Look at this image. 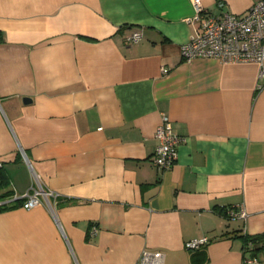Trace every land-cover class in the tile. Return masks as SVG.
Returning a JSON list of instances; mask_svg holds the SVG:
<instances>
[{
  "label": "crops",
  "instance_id": "0c3cea01",
  "mask_svg": "<svg viewBox=\"0 0 264 264\" xmlns=\"http://www.w3.org/2000/svg\"><path fill=\"white\" fill-rule=\"evenodd\" d=\"M193 16L192 0H0L1 170L11 192L56 196L0 209V264H264L239 238L264 234V64L185 62ZM162 114L180 142L160 171ZM238 206L245 220L219 213Z\"/></svg>",
  "mask_w": 264,
  "mask_h": 264
},
{
  "label": "built area",
  "instance_id": "2783aa9c",
  "mask_svg": "<svg viewBox=\"0 0 264 264\" xmlns=\"http://www.w3.org/2000/svg\"><path fill=\"white\" fill-rule=\"evenodd\" d=\"M217 7L222 9L224 0H215ZM194 16L191 21L198 24L194 35L180 48L182 59L191 62L195 59H214L221 63L254 62L261 67L264 64V0H257L242 15H234L225 11L219 14H211L206 11L200 0H192ZM144 37L143 28H134L125 35L128 45L139 43ZM164 74L167 68H162ZM260 75H263L261 72ZM157 142L154 154L151 158L153 165L160 171L172 167L177 158V146L180 142L173 132L169 117L161 116V122L155 130ZM2 160L0 159V169ZM55 194L45 190L39 183L31 192L18 195L12 192L9 197L0 199V209L8 207L16 202L25 210H30L39 205L51 208L50 199ZM229 219L245 220L247 214L242 206L237 209L226 210ZM95 231V230H94ZM246 234L245 231H242ZM209 243V238L203 236L184 243L188 251H197ZM264 256V250H263ZM163 255L160 252H142L138 264H161ZM246 262H258L256 258L247 259Z\"/></svg>",
  "mask_w": 264,
  "mask_h": 264
},
{
  "label": "trees",
  "instance_id": "16d2710c",
  "mask_svg": "<svg viewBox=\"0 0 264 264\" xmlns=\"http://www.w3.org/2000/svg\"><path fill=\"white\" fill-rule=\"evenodd\" d=\"M0 41H2V35L0 34ZM0 190H4L0 194V199H4L11 195V190L8 189V181L4 172L0 169ZM19 203V202H16ZM5 208V207H3ZM2 209V208H1ZM220 215L227 217L225 210L219 211ZM228 218V217H227ZM239 238L242 240L243 252L247 254V259H257V254L264 249V234L259 236H250L248 234H241ZM258 260V259H257Z\"/></svg>",
  "mask_w": 264,
  "mask_h": 264
},
{
  "label": "water",
  "instance_id": "95a60500",
  "mask_svg": "<svg viewBox=\"0 0 264 264\" xmlns=\"http://www.w3.org/2000/svg\"><path fill=\"white\" fill-rule=\"evenodd\" d=\"M28 101H29V99H28V98H25V99H24V102H28Z\"/></svg>",
  "mask_w": 264,
  "mask_h": 264
}]
</instances>
